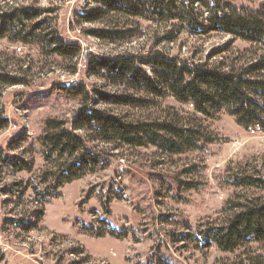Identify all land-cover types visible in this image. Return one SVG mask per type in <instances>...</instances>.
I'll return each mask as SVG.
<instances>
[{"label":"rangeland","instance_id":"374dc122","mask_svg":"<svg viewBox=\"0 0 264 264\" xmlns=\"http://www.w3.org/2000/svg\"><path fill=\"white\" fill-rule=\"evenodd\" d=\"M144 1L130 8L125 0L108 11L102 0H0L4 12L38 8L36 21L46 19L40 29L80 46L70 58L0 41V71L24 81L0 85V112L8 120L0 131V264H247L261 254L253 243L222 251L204 234L241 205L264 199V188L238 186L246 176L264 179V127L251 133L253 125L245 127L225 107L198 114L161 85L152 93L108 68L125 61L119 67L152 77L141 63L158 55L264 81V70L250 67L264 61V41L223 34L206 22L207 9L226 5L264 21V0L197 2L207 25L201 34L159 20ZM254 102L264 106L260 97ZM86 109L155 127L157 144L142 131L132 143L106 140L87 123L72 130L85 151L47 158L48 122L56 123L54 132L70 131ZM163 124L189 140H172ZM80 160L87 161L85 172Z\"/></svg>","mask_w":264,"mask_h":264},{"label":"trees","instance_id":"16d2710c","mask_svg":"<svg viewBox=\"0 0 264 264\" xmlns=\"http://www.w3.org/2000/svg\"><path fill=\"white\" fill-rule=\"evenodd\" d=\"M104 6L111 11V7L117 3L124 4L125 0H102ZM130 8L143 7L144 0H127ZM153 14L160 16L159 20L175 21L182 28H186L192 34L199 33L207 25L203 23V13L196 6V3L202 0H150ZM222 3L225 0H212ZM206 3L204 7H207ZM226 11L216 9L215 12L206 10L210 15L206 22L210 25L209 29L217 30L223 34H230L245 41L261 43L264 41V21L256 17L242 16L238 12L232 11L229 5ZM42 13L38 8L20 7L9 11L0 10V41L7 40L11 44H22L23 46H37L42 53L48 56L75 58L80 54L78 44L65 43L57 33L49 28L40 27L45 24L46 19L36 21ZM25 22L33 23L25 25ZM51 29V30H50ZM39 30V31H38ZM224 48L217 49L220 53ZM153 59L141 63L152 69L153 76L147 74L139 75L133 71L129 72L121 67L125 61L112 63L105 67L116 74L121 75L123 82L141 83L149 92L156 93V86L161 85L166 92L171 94L181 104L191 105L196 113L209 115L210 111L216 107L217 110L226 108L228 112L238 119V122L250 127L254 124H261L264 127L263 120L264 106L254 102L256 97L262 98L264 102V81L261 77L242 79L241 76H235L233 71H224L216 67L206 68L199 65H190L189 63L179 62L177 59L165 60L158 55ZM7 58L8 56H3ZM254 71L264 70V61H256L250 66ZM23 77L10 76L0 71V85H22ZM117 98H124L122 95ZM253 106L256 108L254 109ZM251 110H253L251 112ZM84 121H83V120ZM82 120V122H81ZM82 123V125L79 124ZM7 118L0 112V131L6 128ZM90 126L101 134V137L110 140L118 139L125 143H132L142 138L139 132L149 133V142L157 144V129L149 125H132L122 123L111 116H104L97 111H79L73 123L71 130L59 129L56 123L48 122L45 133L42 137L43 144L47 146L49 154L56 151L60 157L66 155L79 154L85 151L80 139L74 135L76 130H80L84 125ZM60 125L62 123H59ZM165 134H169L172 140L179 144L184 138L182 129L174 128L172 125L163 124L160 127ZM74 132H73V131ZM174 144V143H171ZM87 161L80 160L79 165L85 172ZM84 165V166H83ZM76 176V175H75ZM66 182L79 177H67ZM238 186L264 188V179L243 177L238 180ZM61 184V183H60ZM204 238L225 252H234L238 248L251 243L261 245L262 251L258 258L251 259L247 264H264V199L255 198L236 208L221 224L212 227L205 232ZM258 261V262H257ZM260 261V262H259Z\"/></svg>","mask_w":264,"mask_h":264},{"label":"built area","instance_id":"2783aa9c","mask_svg":"<svg viewBox=\"0 0 264 264\" xmlns=\"http://www.w3.org/2000/svg\"><path fill=\"white\" fill-rule=\"evenodd\" d=\"M17 50L19 51L20 48H17ZM253 126L250 129L251 133H257V132H260L261 131V126L259 124H254Z\"/></svg>","mask_w":264,"mask_h":264}]
</instances>
